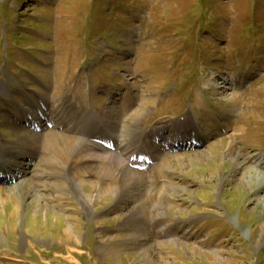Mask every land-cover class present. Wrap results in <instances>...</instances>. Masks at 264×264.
Masks as SVG:
<instances>
[{"label": "rangeland", "instance_id": "obj_1", "mask_svg": "<svg viewBox=\"0 0 264 264\" xmlns=\"http://www.w3.org/2000/svg\"><path fill=\"white\" fill-rule=\"evenodd\" d=\"M126 48L132 58L123 62ZM4 63L15 84L0 100V133L19 154L39 145L40 159L18 184H0V264H161L167 254V264H264V183L247 168L264 171L254 164L264 161V0H0V77L8 78ZM127 87L137 99L125 106ZM198 92L201 118L192 109ZM11 93L55 98L71 125L102 112L99 129L125 134L123 149L136 148L142 123L191 118L199 139L216 119L246 129L166 150L153 173L123 172L88 146L90 124L40 135L13 124ZM168 224L170 234H152ZM178 246L187 263L172 257Z\"/></svg>", "mask_w": 264, "mask_h": 264}, {"label": "bare ground", "instance_id": "obj_2", "mask_svg": "<svg viewBox=\"0 0 264 264\" xmlns=\"http://www.w3.org/2000/svg\"><path fill=\"white\" fill-rule=\"evenodd\" d=\"M127 51H129L128 48H126L122 52V56H123L122 61L123 62H124V59L128 60V57H130V54L126 53ZM217 79L218 78L212 77V78H209V81L211 84H213L215 86V83L218 81ZM2 84H3L2 87L7 88L6 81H4ZM238 85H239V83H237V81H236L235 88H238ZM20 89H22V88L20 87ZM6 93H7L6 90L1 89L0 98H3V96ZM32 95L27 97V100L22 104V106L20 107V110H18V112H20L22 114V116H19L18 119H21L24 123H26V126H28L29 128H33V129L44 126V124H46V126H50V125L57 126L61 123L65 124V121L62 120V112H60V111L57 112V111L53 110L52 107H51L52 110H49V108H50L49 104L52 105L55 101V98L52 99V97L41 96V95H38L37 93L32 94ZM196 96H197L195 98L196 101L193 103L194 105L192 106V109L194 110L197 117L201 118V115L204 114L206 111V109H205V97H204V94L202 92H198ZM67 105H69V104L67 103ZM94 115L97 117L100 116L97 113H94ZM170 122H172L174 129H173V132L170 131L169 136H171V138H172L173 135H175L174 137L176 139H174V142H175V140L178 139V137H185V136L189 135L188 133H185L186 132L185 127L190 126V125L193 126V123H191V118H189V119L185 118L184 120L172 119ZM213 123H214L213 124L214 129L207 126V128L202 133V139H192V140L190 139L189 141L186 142V145L191 144V146H192L193 144H197L199 142H202V140H208V139H210V136H213V133L215 131H216V133L214 135L220 134V133H225L228 130H231V131L236 132V133L237 132H243L246 129L245 127L242 128V126H238V120L237 121L232 120L231 118L216 119L215 121H213ZM67 124L70 125V127H71L70 123L67 122ZM72 127H76V125H74ZM165 128H166L165 125L159 124V125H156L154 128L150 129L149 131H147V129L145 127H142V126H137L134 129V136L137 137V139H138L137 140L138 153L151 155V157L149 159L140 160L137 162L135 161L134 164L136 166L137 165L149 166L150 164H152L158 160L159 155H160V151H161V147L162 148L166 147L165 145H161L160 143L169 142V140H167V139H169V136H166L164 138H160V133H162L165 130ZM193 130L196 131L197 130L196 127ZM34 133L36 135H40L38 133V131H34ZM109 138L113 142H115L114 141L115 139L117 140V143L119 142L118 148H119L120 152L119 153L117 151L114 152V151H112L106 147H104V148L101 147L102 150H100L98 152L97 156L98 157H100V156L104 157V159H106L110 163H117L116 165H118V164L121 165L123 172L126 169L134 170V168L130 166V163H131L130 158H129L130 156H128L127 160L124 158V154H126L128 152V151L125 152V148L124 149L122 148L124 145H126V142L128 140V138L126 140L125 134L115 133V135H110ZM20 139L18 138V140H20ZM42 139H44V138H42ZM51 140H52V138H51ZM157 142H160V143H157ZM14 143L16 145L9 146L4 139L1 142V145H0V167H1L0 168V173H1L0 182L5 181V179H9L10 181H7L8 183L9 182H11V183L15 182L16 184H18L19 182H21V181H19L21 177L28 175V173L34 172L35 168H33V167L35 165H37V163L39 161L38 160L39 159L38 158L39 157V153H38L39 152V145H37L31 151L23 150V151H25L24 153L21 152L22 154H20L19 156H16V153L18 151L17 149L19 146L17 145L16 141ZM156 144H159V146H161V147L159 149L155 148ZM184 144L185 143H183V145ZM77 145H78V143H77ZM122 149H123L124 154L122 153ZM53 152L55 153L54 150H53ZM260 156H261L260 157L261 159H264V151L261 152ZM57 158H58V156H57ZM248 158H250V157H248ZM139 159H141V158H139ZM34 161H36L37 163L34 164ZM52 161H54V160H52ZM255 164L259 165L261 163H259V164L255 163ZM247 168H248V174H249L248 177L253 178L252 174H255V176H256L255 178H257V180L261 178L260 183L261 184L264 183V172H257L251 166H248ZM6 169H8L7 171L9 172L8 173L9 175H7L6 177H3L2 174L5 173ZM262 169H264V164L262 166ZM151 170H153V167H150V171ZM1 171H3V172H1ZM134 171H136V170H134ZM151 172L153 173L154 171H151ZM67 173H68V177L72 176V173L69 171V169H68ZM127 176H129V175H127ZM124 179H126V178H124ZM127 180H129V179H127ZM61 182H62V180H61ZM77 189L79 191L80 188H77ZM11 200L14 203L16 202V201H14L13 198H11ZM13 210L15 213L19 212L18 206H14ZM233 220H234V222H236L235 219H233ZM66 230H67V232L69 231L68 228ZM245 232L248 234L247 229H245ZM139 239H140V237H139Z\"/></svg>", "mask_w": 264, "mask_h": 264}, {"label": "crops", "instance_id": "obj_3", "mask_svg": "<svg viewBox=\"0 0 264 264\" xmlns=\"http://www.w3.org/2000/svg\"><path fill=\"white\" fill-rule=\"evenodd\" d=\"M174 256V255H173ZM179 256V255H178ZM180 258V257H179Z\"/></svg>", "mask_w": 264, "mask_h": 264}]
</instances>
